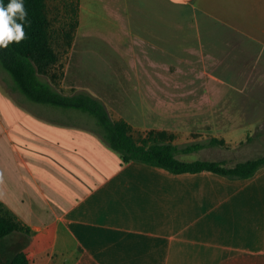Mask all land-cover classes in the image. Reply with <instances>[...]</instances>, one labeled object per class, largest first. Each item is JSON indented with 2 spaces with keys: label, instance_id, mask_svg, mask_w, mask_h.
<instances>
[{
  "label": "crops",
  "instance_id": "1",
  "mask_svg": "<svg viewBox=\"0 0 264 264\" xmlns=\"http://www.w3.org/2000/svg\"><path fill=\"white\" fill-rule=\"evenodd\" d=\"M117 1L107 0L112 8L120 7ZM123 2L126 21L135 27L113 44L130 55L135 44L147 49L142 62L150 70H162V53L178 39L183 49L195 46L187 42L194 33H162L172 22L164 21L162 0ZM99 3L104 0H94ZM10 83L15 98L0 95V127L11 130L0 138V204L28 229L3 241L10 257L23 250L30 264H264V167L246 179L173 174L137 161L106 171L97 158L94 133L104 139L94 115L32 102ZM1 104L14 107L3 113ZM106 110L111 119L125 120ZM84 116L97 131L84 127Z\"/></svg>",
  "mask_w": 264,
  "mask_h": 264
},
{
  "label": "rangeland",
  "instance_id": "2",
  "mask_svg": "<svg viewBox=\"0 0 264 264\" xmlns=\"http://www.w3.org/2000/svg\"><path fill=\"white\" fill-rule=\"evenodd\" d=\"M139 1L142 6L150 2ZM82 2L79 15V0H47L58 61L44 81L64 94L88 92L100 98L110 116L125 118L135 135L149 130L175 134L176 155L182 160H224L233 166L264 154V0H162L164 21H172L162 25V33H194L187 42L195 46L183 49L184 40L178 39V49L160 55L162 70L157 72L142 62L147 49L135 44L130 55L113 44L135 27L126 21L123 0L115 8L107 0L97 7L94 0ZM77 5L78 25L68 41L64 31ZM170 5L172 10H167ZM144 10L150 12V7ZM82 44L85 51L76 53ZM80 58H85L82 66ZM149 79L157 85L139 86ZM10 81L9 74L0 71L2 98L16 96ZM1 106L3 113L14 107ZM83 122L97 131L89 117ZM7 131L8 124L0 127V138ZM213 138L224 145L212 144ZM96 139L99 163L110 171L122 161L121 154L94 133ZM8 244L3 251L10 257Z\"/></svg>",
  "mask_w": 264,
  "mask_h": 264
},
{
  "label": "trees",
  "instance_id": "3",
  "mask_svg": "<svg viewBox=\"0 0 264 264\" xmlns=\"http://www.w3.org/2000/svg\"><path fill=\"white\" fill-rule=\"evenodd\" d=\"M5 6L9 0H0ZM28 11L30 26L25 24L27 39L0 49V66L5 70L18 91L30 101L62 108L85 110L94 115L106 143L121 154L122 163L137 161L162 168L173 174L212 172L231 179H246L264 167V154L228 166L222 160H182L177 157L175 134L149 130L135 135L133 127L125 120H113L98 99L85 92L65 95L54 90L42 77L49 75L58 56L53 47V32L47 16V0H23ZM69 30L64 37L69 41L78 25V5L72 12ZM212 144L224 145L213 138ZM187 147L185 150H191ZM28 232L14 217L0 206V264H30L23 250L5 258L4 240L15 232Z\"/></svg>",
  "mask_w": 264,
  "mask_h": 264
},
{
  "label": "clouds",
  "instance_id": "4",
  "mask_svg": "<svg viewBox=\"0 0 264 264\" xmlns=\"http://www.w3.org/2000/svg\"><path fill=\"white\" fill-rule=\"evenodd\" d=\"M30 23L23 0H9L7 6L0 2V49L26 40L25 24Z\"/></svg>",
  "mask_w": 264,
  "mask_h": 264
}]
</instances>
